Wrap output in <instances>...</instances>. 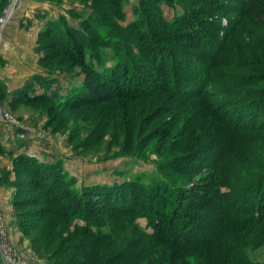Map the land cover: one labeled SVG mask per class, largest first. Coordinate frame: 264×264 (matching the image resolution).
<instances>
[{"label":"rangeland","instance_id":"374dc122","mask_svg":"<svg viewBox=\"0 0 264 264\" xmlns=\"http://www.w3.org/2000/svg\"><path fill=\"white\" fill-rule=\"evenodd\" d=\"M223 1L225 5L218 0L0 4V264H8L5 244L13 248L15 263L63 264L80 248L73 242L82 240L76 227L86 217L77 220V208L90 214L91 230L113 233L122 250L131 243L146 246L147 234H152L147 218H138L137 226L134 219L111 223L120 215L94 195L86 199L90 208L63 203L61 208L72 215L66 220L54 216L58 209L36 185L35 161L59 169L63 183L57 198H72V190L94 194L93 187L114 184H136L145 194L171 189L186 208L183 214L198 218L205 238L222 210L214 203L200 211L202 198L215 195L214 184L235 179L250 185L260 178L264 129L257 125L261 119L249 123L237 101L264 98V7L253 8L252 0ZM70 35L84 48L82 66L63 54ZM155 50L164 54L159 61L163 68L151 58ZM183 54L193 68L194 57L205 64L199 72L205 91L190 99L181 93L178 76L194 83L195 71L185 70L188 58ZM126 68L146 75L149 95L137 92L134 81L108 100L88 95V74L111 73L119 79L117 72ZM38 97L47 99L26 101ZM243 112L244 121L237 125ZM231 115L235 133L228 126ZM249 126L251 130L244 129ZM225 131L234 137L220 168L213 162ZM161 182L167 189L160 188ZM149 199L148 194L141 198ZM251 200L233 207L245 209ZM89 244L83 243L85 254ZM159 252L166 249L159 247ZM245 255L264 263V243L248 247Z\"/></svg>","mask_w":264,"mask_h":264},{"label":"trees","instance_id":"16d2710c","mask_svg":"<svg viewBox=\"0 0 264 264\" xmlns=\"http://www.w3.org/2000/svg\"><path fill=\"white\" fill-rule=\"evenodd\" d=\"M6 1L0 0V4H5ZM261 1L264 0H252L253 8L264 7V2L260 3ZM218 2L226 4L223 0H218ZM78 43L77 37L70 35L63 54L75 65L82 66L85 64V52L84 48ZM209 48L215 49L212 45ZM174 50L177 51L179 48L176 47ZM150 54L153 61L160 63V68L161 66L163 68L162 62L159 61L164 54H160L157 50L152 51ZM183 55L188 58V55ZM199 57L193 59V62L197 63L196 68L191 66L189 58V61L186 60L188 69L185 68V70H191L192 68L195 71L194 83H190V79L178 76L179 84H181L180 91L188 99L191 96L200 95L199 92L203 93L205 91V82L199 74L201 67H204L205 64H203L202 57ZM183 70L181 68L180 75ZM121 72L118 71L116 75L119 79H114L111 73L105 77H101L100 74H88L85 85L88 95L93 99L101 100L105 97L104 99L108 100L111 99L110 94L113 91L117 95L121 94L123 92L121 88L126 86V83L131 85L133 81L137 92L138 90L146 91L148 95L150 94L149 85H151V81L147 79L146 75H141L136 69L131 70L130 68H126L123 74H120ZM45 99L47 98H26V101L39 103L44 102ZM237 106L241 111H246V118H249V123H257L261 119V123L257 125H259L260 130L264 129V119H262L264 118V98H254L251 102L238 100ZM244 113L238 116L237 125L243 123ZM223 116L225 117V115ZM231 119L233 120L232 115ZM234 123L236 121L233 120V123L228 125L233 132L236 125ZM251 126L244 129L251 130ZM233 132L232 134L235 135V132ZM233 137L228 131L222 132V146H220L216 161L213 162L215 166L224 167L225 151ZM35 163L36 167L33 174L36 185L46 190V195L50 196L53 208L58 209L57 211L54 210V216L66 220L72 215L69 208L65 206L61 208L63 203L85 205L86 209L90 208V202L86 199L94 195L103 198L105 206L111 213L114 212L116 213L114 215H120L121 218L113 215L114 218L110 219L111 223H115L119 219H134V225L137 226L136 221L138 218H147L148 226L152 230V234H147L149 239L146 246L141 247L142 245L131 243L122 250L113 233H100L91 230L93 222L92 218L88 216L90 214L86 215L85 209L77 208L73 210L75 215L77 214L76 219L82 220L80 219L81 215L86 217L82 220L84 225L80 223L76 227V232L82 240L76 243L73 242V246H79L80 248H76L72 254L70 253L67 260H63V264H264L256 262L245 255V250L248 247H258L264 243V169L260 178L258 177L254 180L256 182L250 185L237 183L235 179L226 182L220 181L214 184V196L210 199L202 198L204 207L200 210L201 212L206 206L214 203L222 207V210L214 216L215 225L209 230V238H205L200 228L201 224L199 226L197 224L198 218L183 214L182 211L186 208L179 202L180 197H176L171 189L153 191L152 194L147 191L145 194L136 184H114L101 189L93 187L94 194H91V189L84 193L72 190L75 194L72 198L67 199L64 196L63 198H57L60 186L63 183L59 169L54 168V165L42 164L37 161ZM166 185L165 182H161L159 186L160 188H166ZM226 186L229 187L227 191L223 190ZM147 194L150 195V199L148 202H144L141 198L147 196ZM137 195H139V198L136 197ZM248 198L252 199L253 203L247 208L233 207L240 201L247 203ZM202 226L207 227V223L202 224ZM89 240L91 241V244H89L91 250H87V254H85L83 243ZM159 247L165 248L166 252H159Z\"/></svg>","mask_w":264,"mask_h":264},{"label":"built area","instance_id":"2783aa9c","mask_svg":"<svg viewBox=\"0 0 264 264\" xmlns=\"http://www.w3.org/2000/svg\"><path fill=\"white\" fill-rule=\"evenodd\" d=\"M4 252H5V259L8 260V264H20V263H15V258L13 256V248L11 246L5 244L4 245ZM14 261V262H12Z\"/></svg>","mask_w":264,"mask_h":264}]
</instances>
